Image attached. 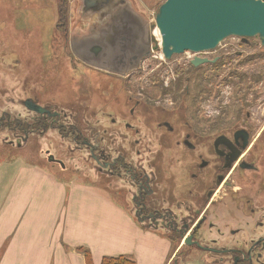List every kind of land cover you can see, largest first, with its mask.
Returning <instances> with one entry per match:
<instances>
[{
	"label": "rangeland",
	"instance_id": "rangeland-1",
	"mask_svg": "<svg viewBox=\"0 0 264 264\" xmlns=\"http://www.w3.org/2000/svg\"><path fill=\"white\" fill-rule=\"evenodd\" d=\"M165 1L167 0H130L129 2L149 26L153 27L155 14ZM79 10V0H0V194L2 195L0 204L8 189L13 188V180L20 170L25 167L41 166L54 170L64 181L77 177V181L93 184L95 188L103 187L110 191L117 203L133 210L130 195L132 193L128 191L131 188L129 184L121 180V176L106 175L100 171L102 167L96 168L92 163L87 162L85 153L75 151L74 148L72 151L69 144L64 142L55 131L51 130L42 137L31 136L24 146L20 148L15 146L18 144L16 143L18 136L12 139L10 133L2 129L7 128L8 124L13 126L16 121H21L25 117L34 116L28 113L24 105L28 99L56 111L72 114L73 122L80 130H85L84 135L89 137L91 132L96 137L93 141L100 142L102 137L103 139L105 137L112 158L122 155L127 163L131 162L138 166V177L142 166L145 167L147 174L155 172L150 166L162 158L165 166H168L167 160L171 158V153L160 152L162 148L156 141L159 139L156 134L162 133L165 140L184 139L181 127L184 121L182 99L186 78L196 73L189 64L194 59V55L190 53L176 55L170 61H166L161 50H158L143 63L140 71L130 77L109 78L88 68L73 56L70 47L73 35L87 33L90 25H83L84 17L79 15ZM152 30L156 42L160 43L161 36L158 30ZM239 40L236 37L229 38L212 53L200 54L198 57H212L217 51V54L221 53L225 46L232 45L234 50L231 51V55L234 59H238L234 57V52L239 50L236 48ZM253 52H246L247 57L249 58V53ZM8 59L9 62H6ZM248 62L243 69L238 64L229 68L227 74L231 75V80H235L238 75L249 76L253 69L255 70V67L250 66ZM253 63L256 65L255 62ZM207 70L202 71V76L213 80L212 84H209V80H204L206 90L210 91V86L222 83L223 79H216L215 70L212 72ZM241 70L243 72H240ZM262 73L263 70L259 69L255 75L261 76ZM227 74L224 73L222 76ZM214 89L212 95L217 91L215 87ZM254 93L256 94L254 100H258L254 104L260 107L258 112L264 116V109L261 106L262 91L256 86L253 95ZM220 94L218 106H213L215 100L206 99L203 109L208 113L213 107L220 110L222 119H225L223 117L225 112L234 107L228 106L232 97V102L236 104L237 99L244 101L252 95L244 90L237 98L227 83L222 84ZM134 109H136L135 114L131 115ZM111 120L116 123L112 124ZM163 123H169L174 132L169 134V131L162 127ZM126 124L134 127L130 126L131 130H129ZM135 141H139L140 144ZM12 142L14 146L11 145ZM150 150L158 154H151ZM46 152L55 155L63 166L49 163ZM81 155L83 156L80 158ZM261 164L264 165V161ZM160 179L163 183L168 181L164 175ZM166 185L165 190L169 189V183ZM192 197L194 201L198 199L197 196ZM224 202L226 203L224 207L228 210L235 207L232 198L225 197L219 201V203ZM175 212L187 216L186 211ZM189 214L194 215V213ZM219 214L222 216L221 212ZM210 216L211 220L217 221L216 229L210 234L212 238L221 239L218 246L233 245L234 237L229 232L237 223L232 219L223 223L221 222L223 217L214 219L212 212ZM160 231L165 232L172 239L175 250L181 246L178 251V261L196 257L208 264H219L218 259H212L198 248L187 247L184 239L182 240L178 235H172L163 229Z\"/></svg>",
	"mask_w": 264,
	"mask_h": 264
},
{
	"label": "flooded vegetation",
	"instance_id": "flooded-vegetation-1",
	"mask_svg": "<svg viewBox=\"0 0 264 264\" xmlns=\"http://www.w3.org/2000/svg\"><path fill=\"white\" fill-rule=\"evenodd\" d=\"M107 12L108 10L105 13ZM106 15L100 19L103 20ZM239 41L236 48L241 51L234 52V57L238 59L232 57L231 51L234 49L231 45L225 46L221 53L217 54V51L212 57H202L209 62L204 65L194 67L192 65L194 59L191 60L190 68L196 73L187 77L185 81L182 99L184 121L181 126L184 139L165 140L162 133L156 134L159 138L156 141L162 148L160 152L171 153V158L167 160V167L163 158L150 166V169L155 170L150 174H147L145 167L142 166L138 177V166L131 162L127 163L122 155L112 158L105 137L97 142L93 141L96 137L91 132L89 137L84 135L85 130H80L73 122L72 114L39 105L31 99L28 100L40 106L45 112L36 113L25 106L28 113L34 116L16 121L13 126L8 124V127L5 129L3 127L2 130L10 133L12 139L18 136L16 142L18 144L15 145L17 148L27 144L31 136L42 137L51 130L55 131L69 144L72 151L74 148L75 151L85 153L87 162L96 168L102 167L100 171L106 175L121 176V180L129 184L132 211L140 224L166 230L184 241L191 238V243H198L201 247L186 245L187 247L198 248L212 259H218L219 264H264V165L261 164L264 161V116L258 112L260 107L254 104L258 100L255 101L256 94L253 95L254 88L258 86L262 91L261 106L264 109V45L259 38ZM248 51H254L249 53V58L246 53ZM198 56L194 55V58ZM76 60L81 62L79 59ZM6 62H9V59ZM247 62L254 66L255 70L253 69L249 76L238 75L235 80H231V75L227 74L229 68L238 64L243 69ZM88 68L109 78H127L111 75L93 67ZM205 69L211 72L215 70L216 79H223L222 83L210 86V91L206 90L204 80H209V84H212L213 80L202 76ZM259 69L263 70L261 76L255 75ZM224 73L227 76H222ZM226 83L231 86L237 98L244 90L252 95H249L251 99L247 98L244 101L237 99L236 104L232 102V97L228 106L234 107L226 111L223 116L225 119H222L221 111L214 107L220 104L221 87ZM214 87L217 91L212 95L211 92H215ZM206 99L215 100L214 107L209 113L203 109ZM135 111L136 109L132 110L131 115L135 114ZM111 122L116 123L114 120ZM130 126L134 127L126 124L129 130ZM162 127L167 129L169 134L174 132L169 123H163ZM13 142L9 144L13 145ZM135 142L140 144L139 141ZM150 153L158 154L153 150H150ZM46 155L49 163L52 157L58 161L50 152H46ZM163 175L167 177L169 183V189L166 190L167 183L160 179ZM192 196H197L198 199L194 201ZM225 197L232 198L235 207L228 210L224 207L225 202L219 203ZM176 210L179 213L186 211L187 216L177 214ZM210 212L214 219L223 217L221 221L223 223L228 219L237 223L229 232L234 237L233 245L230 247L218 246L221 239L211 237L210 233L216 229L217 221L211 220Z\"/></svg>",
	"mask_w": 264,
	"mask_h": 264
},
{
	"label": "crops",
	"instance_id": "crops-1",
	"mask_svg": "<svg viewBox=\"0 0 264 264\" xmlns=\"http://www.w3.org/2000/svg\"><path fill=\"white\" fill-rule=\"evenodd\" d=\"M57 175L35 166L14 178L0 204V264H208L178 261L181 246L140 224L105 188Z\"/></svg>",
	"mask_w": 264,
	"mask_h": 264
},
{
	"label": "water",
	"instance_id": "water-1",
	"mask_svg": "<svg viewBox=\"0 0 264 264\" xmlns=\"http://www.w3.org/2000/svg\"><path fill=\"white\" fill-rule=\"evenodd\" d=\"M79 1L83 25H90L87 33L73 35L71 51L88 67L111 75L128 77L140 71L158 50L170 61L176 55L212 52L232 37L259 38L264 45V0H167L155 14L153 27L130 0ZM152 29L158 30L160 43ZM206 63L208 60L199 57L192 61L194 67ZM25 106L45 112L29 100ZM50 162L62 165L53 157ZM191 240L186 238L185 245L201 247Z\"/></svg>",
	"mask_w": 264,
	"mask_h": 264
},
{
	"label": "trees",
	"instance_id": "trees-1",
	"mask_svg": "<svg viewBox=\"0 0 264 264\" xmlns=\"http://www.w3.org/2000/svg\"><path fill=\"white\" fill-rule=\"evenodd\" d=\"M103 264H133L130 263V261L124 259V258H118V259H106L104 260Z\"/></svg>",
	"mask_w": 264,
	"mask_h": 264
}]
</instances>
